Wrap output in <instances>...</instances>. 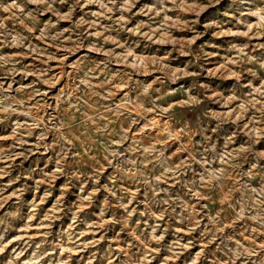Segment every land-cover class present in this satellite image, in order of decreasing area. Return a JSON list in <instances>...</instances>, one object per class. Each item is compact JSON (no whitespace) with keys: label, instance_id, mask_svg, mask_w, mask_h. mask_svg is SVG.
Wrapping results in <instances>:
<instances>
[{"label":"rangeland","instance_id":"obj_1","mask_svg":"<svg viewBox=\"0 0 264 264\" xmlns=\"http://www.w3.org/2000/svg\"><path fill=\"white\" fill-rule=\"evenodd\" d=\"M0 264H264V0H0Z\"/></svg>","mask_w":264,"mask_h":264},{"label":"bare ground","instance_id":"obj_2","mask_svg":"<svg viewBox=\"0 0 264 264\" xmlns=\"http://www.w3.org/2000/svg\"><path fill=\"white\" fill-rule=\"evenodd\" d=\"M193 99V98H192Z\"/></svg>","mask_w":264,"mask_h":264}]
</instances>
